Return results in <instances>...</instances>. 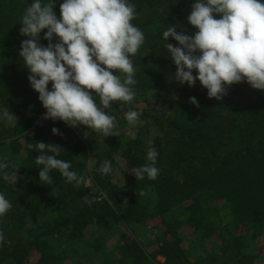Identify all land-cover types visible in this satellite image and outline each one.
Returning <instances> with one entry per match:
<instances>
[{"label":"trees","instance_id":"16d2710c","mask_svg":"<svg viewBox=\"0 0 264 264\" xmlns=\"http://www.w3.org/2000/svg\"><path fill=\"white\" fill-rule=\"evenodd\" d=\"M32 2L0 0V113L15 117L0 115V157L9 156L8 171L18 169L15 183L0 174V194L12 205L0 217V264H264V91L245 81L226 86L217 100L198 80L191 87L175 80L166 44L179 45L162 34L172 26L196 31L187 20L195 0H129L145 42L130 57L134 100L106 110L116 117L109 137L40 121L46 109L19 56L29 38L20 33L22 16ZM62 2L55 0L58 19ZM129 110L142 123L130 127ZM37 142L59 145L57 158L84 183H69L58 170L50 172L52 184L40 181V153L27 148ZM149 147L158 152L159 175L137 180L131 169L148 163ZM105 160L108 175L99 171Z\"/></svg>","mask_w":264,"mask_h":264},{"label":"clouds","instance_id":"9594fccd","mask_svg":"<svg viewBox=\"0 0 264 264\" xmlns=\"http://www.w3.org/2000/svg\"><path fill=\"white\" fill-rule=\"evenodd\" d=\"M54 7L55 0H33L24 11L20 28L21 35L29 38L22 41L19 56L30 73L31 87L46 109L44 118L71 127L86 126L104 137L116 135V117L106 110L113 102L134 100L131 86L137 83L136 69L130 57L137 55L145 42L143 31L132 23L137 18L135 6L129 0H63L59 19ZM187 20L196 29L192 35L178 33L175 26L162 34L165 41L171 37L179 45L166 44L177 69L176 81L191 87L198 80L208 97L217 100L227 94L226 86L245 81L253 89L264 91V0H195ZM45 29L47 46L40 44ZM54 37L58 38L55 43ZM194 70L198 75H193ZM190 103L199 106L195 97ZM0 115L7 121L15 119L8 109ZM139 116L135 110L125 113L130 127L142 123ZM52 132L60 134L56 128ZM33 147L40 153L35 159L41 166L40 181L52 184L50 172L58 170L67 182L77 186L84 183L82 176L70 170L69 162L57 158L62 151L59 145H27L28 149ZM157 156L156 149L149 147L148 163L131 169L137 180L145 175L149 180L157 179ZM9 168L5 154L0 157V174L6 182L15 183L18 169ZM99 171L111 173V162L105 160ZM83 199L90 203L87 197ZM11 207L0 194V217ZM3 240L0 232V242Z\"/></svg>","mask_w":264,"mask_h":264},{"label":"rangeland","instance_id":"374dc122","mask_svg":"<svg viewBox=\"0 0 264 264\" xmlns=\"http://www.w3.org/2000/svg\"><path fill=\"white\" fill-rule=\"evenodd\" d=\"M155 223H156V221H155ZM151 225H153L152 223H149L148 224V226L150 227ZM144 229H145V227H142V228H139V229H137V234L138 235H141L142 233H143V231H144Z\"/></svg>","mask_w":264,"mask_h":264},{"label":"built area","instance_id":"2783aa9c","mask_svg":"<svg viewBox=\"0 0 264 264\" xmlns=\"http://www.w3.org/2000/svg\"><path fill=\"white\" fill-rule=\"evenodd\" d=\"M44 116H45V114H43V115L40 117V121L45 120Z\"/></svg>","mask_w":264,"mask_h":264}]
</instances>
